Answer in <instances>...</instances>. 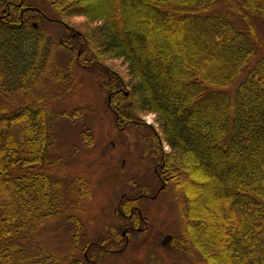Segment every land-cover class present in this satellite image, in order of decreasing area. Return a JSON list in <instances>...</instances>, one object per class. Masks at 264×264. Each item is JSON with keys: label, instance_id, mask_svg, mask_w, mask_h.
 I'll return each instance as SVG.
<instances>
[{"label": "trees", "instance_id": "16d2710c", "mask_svg": "<svg viewBox=\"0 0 264 264\" xmlns=\"http://www.w3.org/2000/svg\"><path fill=\"white\" fill-rule=\"evenodd\" d=\"M89 1L100 11L90 12ZM75 17L96 26L80 31ZM44 20L75 32L80 55L43 34ZM256 25L264 26V0H0V97L38 85L53 51L67 47L83 65L120 60L130 82L108 83L113 110L121 125L157 114L172 149L160 161L159 191L172 182L183 196L182 233L198 264H264V56ZM53 145V116L40 102L1 111L0 264L61 262L41 242L65 213L62 183L51 175ZM78 180L64 188L81 197ZM136 206L130 199L122 210ZM68 220L78 239L80 218Z\"/></svg>", "mask_w": 264, "mask_h": 264}, {"label": "rangeland", "instance_id": "374dc122", "mask_svg": "<svg viewBox=\"0 0 264 264\" xmlns=\"http://www.w3.org/2000/svg\"><path fill=\"white\" fill-rule=\"evenodd\" d=\"M84 4L94 6L90 12L100 11L96 2ZM34 5L40 6L37 1ZM42 6L46 13L56 16L48 4ZM130 6L136 8L135 4ZM85 21L75 17L70 23L84 32L96 26ZM63 27L44 20L39 29L56 43L68 41V47L78 51L79 56L82 45L78 47L80 41L72 38L76 33ZM256 28L258 55L264 56V26ZM69 48L53 51L50 71L38 85L20 95L0 97V113L37 101L53 116L54 149L50 153L57 162L51 167V175L63 184L57 186L66 202L63 217L52 227L54 232L41 237L46 253L60 264H68L73 258L82 264H198L199 253L192 249L188 235L182 233L179 205L183 196L172 182L159 191L164 185L160 161L172 149L165 141L157 114L139 113L137 121L121 125L108 83L116 79L129 83L126 66L109 58L83 65ZM123 90L128 92L129 88L124 86ZM78 179L84 184L81 197L64 188ZM130 199H136L137 206L128 214L122 209ZM137 210L141 216L134 228L130 215ZM136 212L134 215H138ZM72 214L83 225L78 239L68 220ZM167 235L172 239L164 246Z\"/></svg>", "mask_w": 264, "mask_h": 264}, {"label": "water", "instance_id": "95a60500", "mask_svg": "<svg viewBox=\"0 0 264 264\" xmlns=\"http://www.w3.org/2000/svg\"><path fill=\"white\" fill-rule=\"evenodd\" d=\"M36 27H37V26H36ZM171 239H172V237L169 236V235H167V236L165 237L164 241L162 242V244H163L164 246H166V245L171 241Z\"/></svg>", "mask_w": 264, "mask_h": 264}]
</instances>
